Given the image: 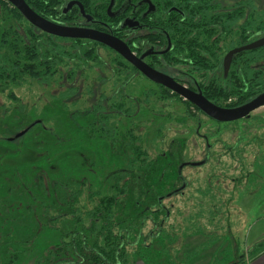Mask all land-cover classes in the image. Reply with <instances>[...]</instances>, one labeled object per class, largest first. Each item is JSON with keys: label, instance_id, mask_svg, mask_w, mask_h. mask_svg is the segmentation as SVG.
Masks as SVG:
<instances>
[{"label": "trees", "instance_id": "obj_1", "mask_svg": "<svg viewBox=\"0 0 264 264\" xmlns=\"http://www.w3.org/2000/svg\"><path fill=\"white\" fill-rule=\"evenodd\" d=\"M25 1L65 25L85 21L77 5L63 12L69 0ZM77 1L102 22L98 29L123 38L117 26L128 0H116L121 5L113 17L109 0ZM152 1L157 11L147 19L150 27L165 29L199 63L191 71L205 96L222 105L231 97L247 102L264 91V47L234 55L226 79L221 66L226 51L264 35V9L257 0ZM173 6L179 11L168 13ZM135 82L131 63L109 46L47 33L0 0V94L9 92L14 102L0 105V254L6 264L29 252L34 264H136L128 250L134 247L135 218L122 216V209L141 206L151 191L149 179L165 157L166 131L178 117L164 107L182 98L155 96L159 91L152 87L134 94ZM25 84L51 89L42 108L48 116L36 118L35 110L19 101L15 88ZM51 115L66 123L60 127L69 137L47 124ZM84 139L123 161L101 174V189L84 176V166L90 172L97 166L76 152L74 144ZM67 141L73 145L65 146ZM64 159L77 162L72 174L66 175ZM158 197L143 206L140 222L158 206ZM243 259L231 264H245Z\"/></svg>", "mask_w": 264, "mask_h": 264}, {"label": "rangeland", "instance_id": "obj_2", "mask_svg": "<svg viewBox=\"0 0 264 264\" xmlns=\"http://www.w3.org/2000/svg\"><path fill=\"white\" fill-rule=\"evenodd\" d=\"M257 2L264 9V0ZM135 86L134 94L141 95L151 84L139 80ZM50 91L36 84H25L15 88V95L40 118L47 115L42 113V108ZM237 101L235 97L227 100ZM1 104H14L9 92L0 94ZM164 108L179 118L172 117L162 151L177 138L180 146L173 152L180 158L177 160L176 154L173 158L169 153L160 158L149 179L151 191L143 204L137 208L126 204L122 209V216L129 214L135 218L132 225L135 230L130 234L134 247L128 249L130 257L136 259V264H231L240 257L245 264H264V106L254 110L249 120L229 123H215L178 99ZM53 116L47 124L55 128L58 136L69 137L68 131L60 127L66 123ZM198 119L201 121L199 135L196 134ZM204 136L212 145V160L200 167H185L184 174H188L190 185L184 197L174 196L164 201L168 206L174 203L170 206L169 223L158 226L165 211L146 212V219L140 222L144 217L139 215L143 206L150 204L156 195L163 197L175 184L178 161L200 160L206 156ZM65 143V146L73 145L69 141ZM74 146L77 153L96 162L95 172L87 171L88 167L84 166V176L97 189L102 187V173L123 164L118 155L115 157L99 142L84 139V144L76 141ZM227 146L233 147V151ZM63 163L68 167L66 175L76 170L77 162L64 159ZM140 223L145 224L140 228ZM31 255L25 253L16 264H34ZM7 262L6 256L0 254V264Z\"/></svg>", "mask_w": 264, "mask_h": 264}, {"label": "flooded vegetation", "instance_id": "obj_3", "mask_svg": "<svg viewBox=\"0 0 264 264\" xmlns=\"http://www.w3.org/2000/svg\"><path fill=\"white\" fill-rule=\"evenodd\" d=\"M5 1L10 2L9 0H5ZM71 1H77V0H69L63 6L62 10L64 13H67L73 7L72 6L68 11L65 12L66 7L68 6L69 2H71ZM128 1L130 2V5H128L124 9L125 13L119 22V26H117L118 32L121 34V36L123 38H121V37H119V36H117L111 32L98 29L95 25L99 24L101 21L98 22V20H95L91 15L87 14L86 12L85 13L87 15H89V17H90L89 20L86 16H84V19H85L84 22H80L79 24L68 25V26H82L84 28H92V29H96V30L114 35V36L122 39L126 43L128 41L129 43H127V44L130 47V49L132 50V52L137 57L141 58L147 65H149L150 67H152L153 69H155L159 72H162V73L170 76L177 83L184 85L188 89L195 91V92H201L204 95L201 87L199 86L200 85L199 84V82H200L199 78L197 76H195L194 73L191 71V68H193L195 66H199V63L194 64L193 60L188 55V52H185L186 51V50H184L185 46L174 44L172 39H171L170 34L165 29L153 30L150 27V24L148 23L147 19L148 18L151 19L152 15H154L156 13L157 5L152 0H128ZM110 3H111V0H109V5H110ZM74 5L79 6L78 4H74ZM109 5H108V7H109ZM120 5H116V0H114L113 7L111 9V13L115 15L116 12H118V9H120L119 8ZM13 6H15V5H13ZM107 11H108V8H107ZM177 11H179V9L177 7H174V6L167 10L168 13L177 12ZM46 19L51 20L49 18H46ZM51 21L60 23V22L54 21V20H51ZM60 24H63V23H60ZM63 25H65V24H63ZM262 36H264V35H262ZM262 36H260V37H262ZM260 37H258V38H260ZM258 38H256V39H258ZM256 39H254V40H256ZM236 47H238V46H236ZM233 48H231V49H233ZM231 49L226 51V53L222 57L221 66H222L223 76L225 79L228 77L230 69L228 71L227 76H225L224 75V68H223V61H224L225 55ZM211 58H212V56H211ZM131 65L133 66L134 81H137V79H139V80H145V81L149 82V84H151L150 87L155 88L159 91V93L155 94V96H179V97H181V95L179 93H177L176 91H174V90H172V89H170V88H168V87H166L160 83H157V82L151 80L144 73H142V71H140L136 67V65H134L133 63H131ZM211 65H212V68L215 66L213 58H212ZM231 65H232V63H231ZM134 85H135V83H134ZM134 88H136V86ZM263 92H261V93H263ZM257 96H253V98H251L249 101L253 100ZM205 97L208 98L207 96H205ZM181 98H182L181 101H183V103L186 104L188 107L193 108L195 110V112H197L199 115L202 114L205 117H207L209 120H211L215 123H229V122H235V121H240V120H249L252 117V113H253V111H252L249 116H246V117H243L241 119L234 120V121H218V120L213 119L210 116L206 115L202 110H200L195 104L191 103L189 100L185 99L184 97H181ZM208 99L210 101H212L213 103L221 106V107H227V108L238 107V106H241V105L249 102V101L243 102V103L238 102L236 104H234L232 102H226V103H222V105H221V104H218L217 102H215L214 99H210V98H208ZM200 126H201V121L198 119V123H197L198 129H196L197 135L200 134V130H199ZM204 138H205L204 144H205V149H206V156L200 160L178 161L177 172H176L177 177L174 180L175 184H173L172 188L169 189L166 193L162 194L163 197L159 196L158 201H157L158 207L151 209V212H153V211H158V212L165 211V214L161 218V221L158 222L160 224L158 226L161 227V226H164L166 224V222L169 223L170 218H171V214H172L171 213L172 211L170 210V206L172 207L174 203H172L170 206H168L164 203V201L166 199L169 200L170 198H172L174 196L184 197V195H185L184 193L190 185L189 181H188V179H189L188 174L187 175L184 174L185 167L186 166H190L192 168L200 167V165L194 166V165H191V163H197V162L204 161V163L201 164V166H202V165L206 164V162H209L210 160H212L211 159V153H210L211 149H212V145L210 144L209 140L207 139V136H204ZM197 144L198 143L195 142V145H197ZM168 145H169L168 149L164 152V155L167 157V154L169 153L174 158L176 153L173 151L177 146H180L179 141L177 138L173 139V140H171V142H169ZM227 148L229 150L233 151V147L227 146ZM232 151H230V152H232ZM176 156H177V160H179V158H180L179 155L176 154ZM182 164H184V165L182 166ZM178 168H180V169L178 170ZM151 234L153 235L154 232H152Z\"/></svg>", "mask_w": 264, "mask_h": 264}, {"label": "water", "instance_id": "obj_4", "mask_svg": "<svg viewBox=\"0 0 264 264\" xmlns=\"http://www.w3.org/2000/svg\"><path fill=\"white\" fill-rule=\"evenodd\" d=\"M9 1L22 12V14L30 23H32L33 25H35L36 27L47 33L60 37L91 39L109 46L110 48L118 52L120 55H122L126 60L136 65V67L151 80L176 91L181 95V97H184L185 99L189 100L191 103L195 104L200 110H202L206 115L210 116L213 119H216L218 121L238 120L243 117L249 116L252 111L264 105V92H263L253 100L241 106L233 107V108L221 107L210 101L201 92L192 91L187 87H185L184 85L177 83L170 76L162 72H159L153 69L152 67H150L149 65H147L141 58L137 57L132 52L128 44L124 42L122 39L96 29L84 28L82 26H68L48 20L45 17L38 14L36 11H34L25 0H9ZM113 3L114 0H111V3L108 7V12L110 16L114 15L111 13ZM74 4H78L80 6L82 14L86 16L89 20L90 19L89 15L85 13L84 7L78 1L69 2L68 6L65 9V12L68 11ZM259 47H264V36L250 43L238 47H234L233 49H231L224 57V61H223L224 75L227 76L232 63V59L235 54L245 50L256 49ZM26 131L27 129L19 132L16 135L20 137L24 135ZM203 163L204 161L191 163V164L194 166H198ZM183 165L184 164H182V166Z\"/></svg>", "mask_w": 264, "mask_h": 264}]
</instances>
